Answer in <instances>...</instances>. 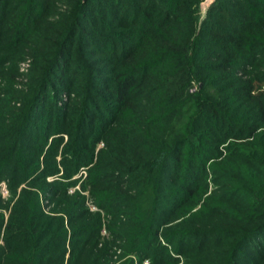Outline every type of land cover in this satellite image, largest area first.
<instances>
[{
	"label": "trees",
	"instance_id": "1",
	"mask_svg": "<svg viewBox=\"0 0 264 264\" xmlns=\"http://www.w3.org/2000/svg\"><path fill=\"white\" fill-rule=\"evenodd\" d=\"M204 1L0 0V71L42 45L0 106V264H106L82 191L117 264H264V0Z\"/></svg>",
	"mask_w": 264,
	"mask_h": 264
},
{
	"label": "rangeland",
	"instance_id": "2",
	"mask_svg": "<svg viewBox=\"0 0 264 264\" xmlns=\"http://www.w3.org/2000/svg\"><path fill=\"white\" fill-rule=\"evenodd\" d=\"M57 10L58 11H64L61 10L64 8L63 5L57 4ZM57 18V16H53L52 20ZM42 47L41 43L38 41L37 37L30 38L26 40L23 46H21V49L18 51L17 54L13 58H11L9 61L3 63L1 66L0 71V106L4 105L5 107V114H9L11 117V113L16 110V107L19 106V102H21V98L24 97L28 83L30 81V76L32 73V68L34 65H36V57L40 55L41 51L39 48ZM70 92H62L61 95H63V100L58 101L59 105L62 107L67 108V104L69 105V111L78 109L80 106L81 96L75 92L74 89ZM50 93V91L48 92ZM48 109V106L46 107ZM104 143L100 142L99 147H103ZM114 166L109 167L106 165V170L111 169ZM86 170H83V177L86 176ZM76 189H81L80 185L75 186V188H71L69 190V194H73ZM10 187L8 186L7 181L0 182V198L6 200L8 197H10ZM82 193L86 196V206L89 209L91 213L94 214V212H101V216L103 217L104 223L103 228L101 230V243L99 246H102V243L104 241L110 242V249L109 257L106 259L104 263L106 264H117L120 260L121 254L124 250H122V244L120 241L116 240L114 237L113 232L119 231L120 228L117 227V222H122V220H117L113 215L115 212H111L107 215V212H105L104 209H102L97 202L94 201L92 196H90L89 191H82ZM47 209L50 210L52 208L51 204H48L47 202ZM213 226H219V227H225L229 226L227 222H218L214 221ZM176 256L180 257L179 264H184V257L180 254H175ZM110 262V263H109ZM141 264H149L148 260H144Z\"/></svg>",
	"mask_w": 264,
	"mask_h": 264
},
{
	"label": "water",
	"instance_id": "3",
	"mask_svg": "<svg viewBox=\"0 0 264 264\" xmlns=\"http://www.w3.org/2000/svg\"><path fill=\"white\" fill-rule=\"evenodd\" d=\"M214 1H215V0H205V1L203 2V4H202L203 9L206 10L207 6H208L210 3L214 2Z\"/></svg>",
	"mask_w": 264,
	"mask_h": 264
}]
</instances>
